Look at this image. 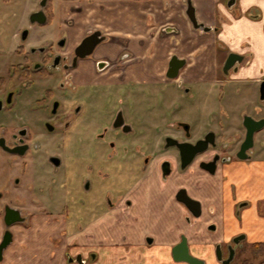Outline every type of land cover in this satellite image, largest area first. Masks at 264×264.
I'll return each mask as SVG.
<instances>
[{
	"label": "flooded vegetation",
	"instance_id": "af4514ba",
	"mask_svg": "<svg viewBox=\"0 0 264 264\" xmlns=\"http://www.w3.org/2000/svg\"><path fill=\"white\" fill-rule=\"evenodd\" d=\"M59 5V0H0V264L8 255L21 259L34 253H45L50 264H101L98 248L113 246L98 241L94 247L91 227H101L111 240L121 227L135 231L145 221L135 212L149 202L156 216L150 225L173 222L181 230L174 261L190 264L174 256L175 250L181 258L186 244L194 264H207L191 251L188 232L198 228L193 238L212 247L217 264L237 259L236 264H249V255L264 264V240H251L243 230L223 236L231 224L241 229L250 224L249 211L264 220V198L251 197L253 175L242 170L264 161V125L254 123L264 120V107L258 106L264 103V78L255 85L239 78L228 83L249 87L239 96L228 90L227 100L219 99L229 108H221L213 126L210 116L203 126L199 108L193 109V121L186 120L182 102L174 98L170 108L161 109L164 97L152 94L143 106L135 98V79L126 77V70L135 68L133 53L97 59L106 42L100 30L72 45L60 24ZM39 27L53 34H40ZM212 31L220 30L201 32ZM89 37L100 42L81 57L78 49ZM231 55L241 60L225 69ZM174 56L185 65L170 79ZM245 60L231 52L219 64V93ZM188 66V59L172 55L158 87L194 91L197 105L199 95L182 77ZM153 177L152 187L156 179L158 186L148 198L140 189ZM33 207L43 213L30 216ZM77 209L84 210L86 224ZM121 240H128L126 233ZM144 241L153 245L155 237L145 235Z\"/></svg>",
	"mask_w": 264,
	"mask_h": 264
},
{
	"label": "crops",
	"instance_id": "0c3cea01",
	"mask_svg": "<svg viewBox=\"0 0 264 264\" xmlns=\"http://www.w3.org/2000/svg\"><path fill=\"white\" fill-rule=\"evenodd\" d=\"M189 1L195 9L199 24L207 28H219L220 31L203 33L195 29L187 15ZM59 4L60 24L72 45H77L88 32L100 30L106 42L99 48L97 59L105 56L115 58L117 53L123 50L133 53L135 68L126 70V77L135 79L136 86L157 87L161 84L172 55L188 59L189 66L182 77L199 95L196 108H199L202 114L198 115V118L201 117L203 126L209 116L213 126L220 115V93L217 90L215 94V89L220 83L219 64L229 53L243 55L246 60L241 65L239 75H229L225 80L226 84L239 78L255 85L264 78V0H236L230 6L227 0H59ZM218 44L223 45L220 53L217 50ZM197 53L199 56L195 58ZM90 76L93 77L91 74ZM157 90L166 93V88ZM153 91L155 92L152 94H156V90ZM250 92V102L255 105L257 92L254 88ZM139 96L135 95V98L140 101L149 99L146 93L142 98ZM166 104L169 102H166L165 106ZM170 105L165 108H170ZM224 108L227 110L229 105L226 104ZM180 118L179 116L175 120ZM189 121H193V117ZM242 170L253 175L249 185L251 197L254 200L264 198V161L254 163L248 171L245 167H242ZM153 180L154 177L151 182L146 178L144 186H147L140 189L150 193L148 198H153L158 186L156 179L152 187ZM139 196L142 197L141 193ZM148 204H141L135 212L141 221L145 220L144 224H140L135 231L121 227L115 231L114 240L107 238L101 227H91L90 232L96 236L94 247H99L96 245L98 241L113 246L108 249L98 248L101 264H184L172 258V248L178 241L177 235L181 230L174 228L173 222L150 225L156 216L155 208L147 207ZM249 213L247 219L250 224L242 229L231 224L223 229V236L231 237L243 230L251 240H264V220L259 219L254 212ZM197 230L198 228H192L188 232L192 236V253L205 259L207 264H217L211 252L212 247L201 245L200 241L198 243L193 238ZM124 233L128 237L125 243L121 240ZM145 235L155 237L153 245L145 244ZM15 263L51 262L45 253H34L21 259L19 255H8L3 264Z\"/></svg>",
	"mask_w": 264,
	"mask_h": 264
},
{
	"label": "rangeland",
	"instance_id": "374dc122",
	"mask_svg": "<svg viewBox=\"0 0 264 264\" xmlns=\"http://www.w3.org/2000/svg\"><path fill=\"white\" fill-rule=\"evenodd\" d=\"M228 3H229V0H227V4ZM46 30H41L40 27H39V31H40L39 33L40 34H48V35L53 34V32L51 30L48 31V32H46ZM54 33L56 34V35L54 34V36H57L60 39L62 38V36L59 33V31H56ZM60 51H61L62 54H65L66 51H67V47L65 49L60 50ZM182 87H183V89L185 88L184 86H182ZM248 87H249V84H246V83L244 84L242 82L232 83V84H228L227 83V84L224 85V88L225 89H223V92L220 93V101L222 99L227 100V97L229 96V93L230 92L231 93L235 92L239 96L240 91L245 90ZM161 88H163V86H161L160 88L158 86L157 87L156 86L155 87H153V86L149 87V86H144V85H142V86H135V92H136L137 95H140L139 96L140 98L144 97L145 93L148 94L149 97H151L152 96V92H155V91H153L155 89L158 98H159V96L160 97L161 96L164 97V102H168L169 99L172 100L173 98L179 100L180 102H182V108H183V112H184V115H185V118L186 119L190 120L192 116H195V114L193 112V109L196 108V106H195L196 105V98L195 97L193 98V93H195L194 91H191L190 94H185V92L183 90L180 91V93H178V92H176V90H178L177 87H175V86L174 87L173 86H168L166 88V91H165L166 93H164V92H157L158 91L157 89H161ZM215 90H216L215 91V94H216L217 90H220V86H218ZM228 90L230 91L229 93L227 92ZM254 90H255V88H254ZM233 98L237 99L236 97H233ZM142 103H143V101H142ZM146 103L147 102L144 101L143 106H146ZM226 104H227V102H223L222 106L218 105V108L219 109L220 108H223ZM263 105H264V103H258V106L259 107H261V106L264 107ZM166 106H169V104H166ZM166 106L164 104L163 106L161 105L159 107H161V109H163ZM178 112H179V109H178ZM171 116H172V118H178L179 117V115H177V114L175 116H173L171 114ZM59 175L62 176L63 173H60ZM91 179H93V178H91ZM83 196H86V195L83 194ZM75 211L77 212V214L80 213V217L75 215V220H76L77 217H79V219L81 221L83 220V222L81 224L82 225L86 224L85 223V216H83L84 215V213H83L84 210L79 211L77 209ZM28 213L30 214V216H33V215L34 216H37L39 214H42L43 212H41L39 209L33 207L31 211H28ZM258 261H259V259L254 258V257H251L249 255V261L248 262H251L249 264H257ZM236 262H238V259L234 262V264H236ZM238 264H241V263H238Z\"/></svg>",
	"mask_w": 264,
	"mask_h": 264
},
{
	"label": "water",
	"instance_id": "95a60500",
	"mask_svg": "<svg viewBox=\"0 0 264 264\" xmlns=\"http://www.w3.org/2000/svg\"><path fill=\"white\" fill-rule=\"evenodd\" d=\"M187 15L190 19V21L192 22L193 26L195 29L203 31V32H208L210 31V28L205 27L202 24H199L197 19H196V14H195V9L192 5V3L189 1L188 5H187ZM99 34V32H98ZM100 40H98L97 38H87L85 41H83L82 45L79 47V51H81L80 56L81 57H85V56H89L93 50L95 49V47L99 44ZM236 58L240 59L239 56L236 55H231L226 63L225 69H229L231 68L234 63ZM235 59V60H234ZM185 65V61L184 60H180L178 59L176 56L172 57L170 63H169V71L167 73V77L170 79H175L178 76V72L179 70ZM261 98L264 99V83L261 86ZM255 124H260L261 127L264 125V120L263 121H258L255 122ZM253 135V133H252ZM180 250V249H179ZM174 256L175 259L177 261H186L189 262L190 264H194L196 261V259L192 258L189 254H188V250H187V246L186 244H184V255L181 258H178L176 256V251L174 250Z\"/></svg>",
	"mask_w": 264,
	"mask_h": 264
}]
</instances>
